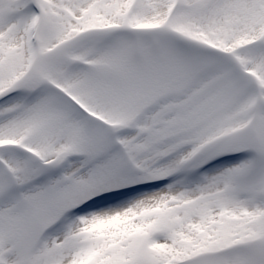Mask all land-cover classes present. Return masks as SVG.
I'll return each instance as SVG.
<instances>
[{"label":"snow or ice","instance_id":"6c2138e0","mask_svg":"<svg viewBox=\"0 0 264 264\" xmlns=\"http://www.w3.org/2000/svg\"><path fill=\"white\" fill-rule=\"evenodd\" d=\"M0 264H264V0H0Z\"/></svg>","mask_w":264,"mask_h":264}]
</instances>
